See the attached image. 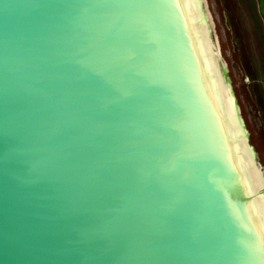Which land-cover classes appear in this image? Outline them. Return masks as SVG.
<instances>
[{
	"label": "water",
	"instance_id": "obj_1",
	"mask_svg": "<svg viewBox=\"0 0 264 264\" xmlns=\"http://www.w3.org/2000/svg\"><path fill=\"white\" fill-rule=\"evenodd\" d=\"M0 264H264L246 0H0Z\"/></svg>",
	"mask_w": 264,
	"mask_h": 264
},
{
	"label": "rangeland",
	"instance_id": "obj_2",
	"mask_svg": "<svg viewBox=\"0 0 264 264\" xmlns=\"http://www.w3.org/2000/svg\"><path fill=\"white\" fill-rule=\"evenodd\" d=\"M264 53V0H246Z\"/></svg>",
	"mask_w": 264,
	"mask_h": 264
}]
</instances>
